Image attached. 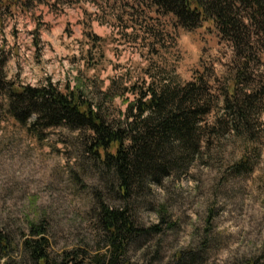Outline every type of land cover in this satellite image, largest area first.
Instances as JSON below:
<instances>
[{"label": "clouds", "instance_id": "obj_1", "mask_svg": "<svg viewBox=\"0 0 264 264\" xmlns=\"http://www.w3.org/2000/svg\"><path fill=\"white\" fill-rule=\"evenodd\" d=\"M56 2L48 0L44 5L33 0V11L39 16L37 5L47 11ZM214 2L226 8L231 0ZM161 3L179 13L172 23L185 25L166 28L165 32L176 37L177 47L188 43L192 53L187 67L176 66L170 58L167 64L156 60L158 67L168 73L165 83L172 82L171 92L195 83L191 69L201 56L221 81L235 75L227 67L236 56L235 44L210 39L208 53L200 52L191 43L193 32L186 30L189 25L195 29L199 24L187 0ZM67 4L64 0L57 7L67 10ZM84 9L90 19L85 17ZM78 11L79 16L70 22L79 31L69 36L65 32L69 20L61 17L63 39L49 40L43 51L39 43L37 55L35 36H28L31 44L22 37L25 25L28 33L36 31L32 13L19 15L13 10L9 15L0 6V114L14 111L22 122L15 133L3 130L6 126L0 123V235H8L19 244L13 245L15 251L0 255V264H32L25 256L23 240L31 239L29 221L35 223L42 218H50L57 239L67 237V242L59 239L55 251L71 250L79 243L74 240L79 229L80 238L92 246L89 254L96 255L92 217L127 214L125 207L111 202L110 172L103 154L98 159L90 151L101 137L114 133L122 140L118 152L129 157L136 147L134 141L147 145L139 188L155 199L129 207L135 213L137 229L151 230L162 226V220L179 225L166 238L159 264H169V257L180 251L184 255L179 264H245L254 258L264 264V102L256 99L260 89L241 84L240 98L253 97L241 117L231 116L221 97L216 117L227 121V130L211 149L201 138L196 143L195 159L188 161L184 159L187 154L182 138L168 134L166 140L154 139L157 131L166 134L160 111L151 106L156 97L149 91L155 83L159 94L160 78L152 71V60L156 58L148 56V49L141 47L139 40L124 42L121 27L111 17L97 19L103 13L92 0H80ZM235 19L244 25L249 23L242 12ZM78 20H87L89 27L78 25ZM85 31L106 42L99 50L103 58L98 63L89 64V52L97 57V50L91 49ZM123 31L128 36L139 32L133 26ZM251 46L256 48L254 41ZM255 56L260 63L252 76L259 80L264 74V52H255ZM227 86L231 87V79ZM134 88H142L146 94L140 95ZM73 97H78L87 109L82 111ZM232 106L235 108V103ZM173 115L181 118L179 123L187 119L194 129L217 126L215 118L203 119L198 109L184 107ZM118 152L109 155L118 160ZM210 204L218 211L209 224L204 212ZM103 255L112 259L107 251ZM129 256H117L115 264ZM128 264H144V259L137 253L130 256Z\"/></svg>", "mask_w": 264, "mask_h": 264}, {"label": "trees", "instance_id": "obj_2", "mask_svg": "<svg viewBox=\"0 0 264 264\" xmlns=\"http://www.w3.org/2000/svg\"><path fill=\"white\" fill-rule=\"evenodd\" d=\"M92 1L95 3L98 2L97 0ZM133 1L139 2L140 4L149 3L157 11L170 13L176 18H179V13L172 8H165L161 0ZM19 2L20 0H0V6L13 7ZM22 2L23 7L30 8L34 5L33 0H23ZM39 2H48V0H39ZM187 7L199 20L196 28L202 26L204 22L210 21L216 26L224 39L235 44L237 55L245 59L244 64L247 68L250 67V62L255 61V56L251 57L254 49L251 44L254 41L256 45V43H259L260 38L264 36V0H231V3L226 8L221 7L214 0H187ZM233 8H235V12H233ZM241 12L243 13V17L249 21L247 25H244L242 20L235 19V16ZM179 25L185 27L182 23ZM187 29L191 30L194 28L189 25ZM259 51L264 52V48L258 46L256 52ZM238 74L245 76L248 75V72L245 70ZM194 81L195 83H189L185 89L176 92L170 91V84L172 82L165 83V80L160 83L159 94H157L156 84L149 89L153 93V96L156 97L151 106L160 111L161 118L164 120L162 128L166 133L162 135L161 132L157 131L154 139L166 140L168 134L182 138L183 150L187 154L184 159L188 161L195 159L196 143L203 138V129H194L189 126L187 119H184L183 123H179L181 118L174 116L173 112H180L184 107L194 108L198 109L199 115L205 119L217 107L218 101V98L212 94L215 92L207 79L200 76ZM237 85L238 81L235 80L232 84V95L235 99L231 100L226 98L224 100L227 111L233 117L243 116L244 109L250 106L253 100V97H244L242 101H239L236 95ZM145 94L142 91L140 95ZM261 95L264 96L262 89L257 94V98ZM73 100L75 104H80L78 97H73ZM165 100L167 101L166 104ZM234 103L236 105L235 108L232 106ZM241 105L244 107H241ZM80 108L82 111L86 110L87 105L80 104ZM8 112L21 122L14 111ZM129 112H131V108ZM192 114L195 115L196 113L194 112ZM219 119L222 120V118ZM233 127L235 129V125ZM149 135L152 134L150 133ZM121 143L120 135L114 133L108 137H101L90 149L98 159L101 158L99 154H103L102 158L107 161L106 167L110 172V179L108 181L109 195L112 199L120 201L122 205L119 207H125L127 213L97 215L103 230L106 251L112 259L109 260L107 256L100 252H97L96 255H90L89 252L81 250L80 248L67 252L63 258L53 256L52 252H49L50 240L47 236L48 226L44 220H41L35 223L30 222L31 239L23 240L25 256L32 264H115L117 256L127 254L131 243L141 237L162 231L161 226H157L148 231L137 229L136 220L131 211L128 210L130 205L138 201L147 192L139 188V173L143 167V159L147 155V145H144L142 141H134L136 147L132 149V154L129 157L126 153L118 152ZM113 152H118V160L110 157L109 154ZM177 167L179 168L180 165H177ZM13 245V240L10 236L0 235V255H7L9 252L15 251ZM80 251L84 253V258L81 260L78 259L81 255ZM71 254H74L75 257L69 262L67 258ZM183 255L184 253L181 252L178 256L177 260L179 262ZM128 260L129 258L126 257L121 264H128Z\"/></svg>", "mask_w": 264, "mask_h": 264}, {"label": "rangeland", "instance_id": "obj_3", "mask_svg": "<svg viewBox=\"0 0 264 264\" xmlns=\"http://www.w3.org/2000/svg\"><path fill=\"white\" fill-rule=\"evenodd\" d=\"M23 0H20V2L13 7H5L6 10H8L9 15H12V11L14 10L15 13L19 15H27L28 13H32L31 19L33 20L34 26H36L35 33H28L26 31L27 25H25V31L22 33L23 40L26 41L27 44H31L32 41L28 40V36L34 35L35 39L33 41L34 45L37 47V55L39 53V43L41 46V50L43 51V45L46 44L49 40H62V29H63V20L64 19L69 20L68 26L65 28V32L71 36L74 35L76 32L79 31V27L77 25L71 24V20L76 19L77 16H79V3L80 0H65L67 2V10L62 6L60 9H58L57 5L64 3V0H57L56 4H51L47 11H45L44 8H39L38 5L36 6L38 10L41 12L39 16L35 14L33 11L35 5H33L30 8L23 7ZM98 2L95 3L92 1L93 4H96L100 7L101 12L103 13V16H98L97 19L103 20L104 17H111L117 25L121 27L120 36L122 37V40L124 42L131 41L135 43L137 40H139L141 47L148 49V56L156 58L155 60H152V71L156 73L157 76L160 78V83L164 80L168 79V73L164 70V68L158 67L156 60H159L161 64H167L169 58L173 61H176V66H188L187 62L192 60V53L188 51L189 44L185 43L183 45V48L177 47V40L176 37L172 35L171 32H165L166 28L176 29L177 27H182L181 25H178L177 23H172V19L175 17L173 14L170 13H163L160 11H157L156 8L153 6H150L149 3H139L135 2L133 0H97ZM40 3V2H39ZM40 4L47 5L48 2H41ZM84 15L87 18H91L90 14L88 13L87 9H84ZM176 18V17H175ZM2 23V22H0ZM83 23V26L85 29L89 27V24L87 20L81 22L77 21V24ZM129 26H133L134 30L138 29L139 32L134 36H128V34L123 31V29H126ZM187 31L193 32V37L191 40L192 44H195L200 52L202 53H208L209 48V40H215L217 43H227V44H233L231 41L226 40L222 37L219 30L216 28L214 24H212L210 21H206L203 23L202 26L197 27L195 29H186ZM13 35H16L15 30L13 31ZM84 35L87 37L88 41L90 42V46L92 50H97V57H93L91 51L88 55V61L89 64L98 63L99 59H102V54L99 51L102 46L106 43L105 41L101 40L98 36H94L91 32L85 31ZM167 35V40L165 39V36ZM7 43V41H5ZM15 46V45H14ZM260 46L264 48V36L260 38L259 43H256V48ZM256 48L253 49L251 53V57L255 56ZM261 52V51H259ZM263 52V51H262ZM225 54L226 53H222ZM218 59V58H217ZM255 61H251L249 64V68H247L244 64V58H241L237 55L232 61V64L228 67V71L230 74L234 73L235 75H230L228 77H225L223 81L219 77H216L214 74V70L212 66L209 63H206L203 59V56L200 57V60L194 68H192V75L193 79L202 76L211 85L212 89L216 93V97L218 98V101L221 97L229 98L231 100L235 99L232 95V84L235 80L238 81V85L236 87V95L237 99L239 101H242L243 99L240 98L238 93L242 92L243 89L240 87L241 84H243L245 87L251 85L255 88L262 89V92L264 93V74H262L261 78L259 80H256L252 76V71L258 66L260 63L258 58L255 56ZM37 62H39L37 60ZM175 70V68H173ZM247 70L248 75L242 76V71ZM154 81L156 77H153ZM231 79V87L229 88L227 86L228 80ZM155 84V83H154ZM125 91H127L125 89ZM134 91L141 92L143 91L142 88H134ZM231 92V97L229 96V93ZM260 95V94H259ZM257 98V96H256ZM258 100H261V102H264V96L261 95L257 98ZM217 101V102H218ZM219 109L218 107H215L212 113L210 115L206 116L205 119L209 118H215L216 121V127H205L203 128V139L205 140L206 144L208 145L209 149H211L212 145L216 142H218L221 137L224 135L225 131L227 130V121L219 118L217 119L216 114L218 113ZM220 120V121H219ZM0 123H3L6 127L5 131L8 129H11L13 133L19 131L20 129L17 128L18 124H21L16 118H14L9 112H5L3 114H0ZM237 131H239L237 129ZM27 134H31L30 130H26ZM200 163H206L205 161L201 160ZM256 181H253V184H255ZM215 195V194H214ZM155 199L154 196H150L148 192H146L138 201L130 205L132 207L134 204H140L144 203L147 204L149 200ZM111 202L114 205L121 206L122 203L116 199L111 198ZM172 203H175V201H172ZM149 207H152V205H148ZM161 209H163V206H161ZM153 210L155 208L153 207ZM217 208L214 207L212 204H210L207 209L204 212V217L206 221L210 224L213 221V217L217 215ZM134 219L136 220L134 211H131ZM174 215L175 213H171ZM92 219L95 221V224L93 225V231L95 232V251L104 253L107 248H105V241L104 236L101 235L103 233L102 227L100 226V222L98 220L97 215L93 216ZM44 220L45 223L48 226V232L47 236L50 240V249H52V255L59 258L65 257L67 252H70L72 250L81 249L86 250L89 252L91 245L87 244L83 239L80 238V231L79 229L76 230L74 234V240H79V243H76L72 246L71 250L68 248H61L59 252L55 251L54 246L59 244V239H64L67 242V237H60L57 239L56 233L53 231L52 223L50 221V218H42L38 221ZM30 224V221H29ZM177 223H169L167 220H162V231L159 233H153L151 235H148L146 237H141L137 239L135 242L130 244V247L128 248L127 254H130V256H136L137 253H140L141 257L144 259V264H159V259L162 258V254L165 253V240L169 237L171 233H173L178 228ZM29 231V235H30ZM23 236V233H21V237ZM51 237V238H50ZM12 238V237H11ZM13 244H16L18 247L19 244L17 241L12 238ZM15 249V248H14ZM16 250V249H15ZM182 251L180 252H174L171 257H169V264H172V261L177 260L178 256L180 255ZM183 253V252H182ZM80 257H78L79 260L84 258V253L80 251ZM130 256L128 258H130ZM75 255L71 254V256L68 259L70 262L72 259H74ZM245 264H259V261L255 258L252 260H248L245 262Z\"/></svg>", "mask_w": 264, "mask_h": 264}]
</instances>
